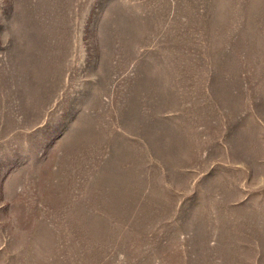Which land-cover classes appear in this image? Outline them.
Here are the masks:
<instances>
[{
	"label": "rangeland",
	"instance_id": "obj_1",
	"mask_svg": "<svg viewBox=\"0 0 264 264\" xmlns=\"http://www.w3.org/2000/svg\"><path fill=\"white\" fill-rule=\"evenodd\" d=\"M0 264H264V0H0Z\"/></svg>",
	"mask_w": 264,
	"mask_h": 264
}]
</instances>
